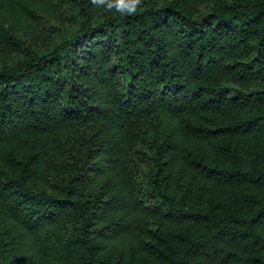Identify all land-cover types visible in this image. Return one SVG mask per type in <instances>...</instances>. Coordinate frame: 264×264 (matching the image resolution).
I'll list each match as a JSON object with an SVG mask.
<instances>
[{
  "label": "trees",
  "instance_id": "trees-1",
  "mask_svg": "<svg viewBox=\"0 0 264 264\" xmlns=\"http://www.w3.org/2000/svg\"><path fill=\"white\" fill-rule=\"evenodd\" d=\"M115 3L0 0V264H264V0Z\"/></svg>",
  "mask_w": 264,
  "mask_h": 264
},
{
  "label": "clouds",
  "instance_id": "clouds-1",
  "mask_svg": "<svg viewBox=\"0 0 264 264\" xmlns=\"http://www.w3.org/2000/svg\"><path fill=\"white\" fill-rule=\"evenodd\" d=\"M96 3L102 4L104 0H95ZM139 4V0H116L115 6L120 9L121 12H134L136 10L137 5ZM108 7L111 8L113 5L111 3L108 4Z\"/></svg>",
  "mask_w": 264,
  "mask_h": 264
},
{
  "label": "rangeland",
  "instance_id": "rangeland-1",
  "mask_svg": "<svg viewBox=\"0 0 264 264\" xmlns=\"http://www.w3.org/2000/svg\"><path fill=\"white\" fill-rule=\"evenodd\" d=\"M76 27L75 23H72L70 20L66 24L65 27H63V30L60 33L54 34L52 41L49 43L48 47L52 48L57 43L61 42L65 38L69 37L72 33L74 28Z\"/></svg>",
  "mask_w": 264,
  "mask_h": 264
}]
</instances>
